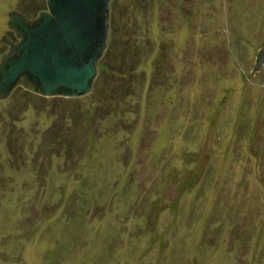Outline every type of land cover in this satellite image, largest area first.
<instances>
[{
	"label": "rangeland",
	"instance_id": "1",
	"mask_svg": "<svg viewBox=\"0 0 264 264\" xmlns=\"http://www.w3.org/2000/svg\"><path fill=\"white\" fill-rule=\"evenodd\" d=\"M112 4L93 91L0 99V264H264V0Z\"/></svg>",
	"mask_w": 264,
	"mask_h": 264
},
{
	"label": "water",
	"instance_id": "2",
	"mask_svg": "<svg viewBox=\"0 0 264 264\" xmlns=\"http://www.w3.org/2000/svg\"><path fill=\"white\" fill-rule=\"evenodd\" d=\"M35 16L12 10L8 27L17 40H6L0 58V99L23 88L41 96L78 97L94 90L98 61L102 57L112 0H45ZM262 62L264 47L257 51L250 73Z\"/></svg>",
	"mask_w": 264,
	"mask_h": 264
},
{
	"label": "trees",
	"instance_id": "3",
	"mask_svg": "<svg viewBox=\"0 0 264 264\" xmlns=\"http://www.w3.org/2000/svg\"><path fill=\"white\" fill-rule=\"evenodd\" d=\"M114 39V38H113ZM112 38L107 40V46L106 49L102 55V57L98 61V71L102 72L103 70H106L109 68V65L105 62V58L108 57V55L112 52L111 50L114 48V40Z\"/></svg>",
	"mask_w": 264,
	"mask_h": 264
}]
</instances>
